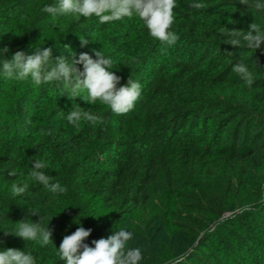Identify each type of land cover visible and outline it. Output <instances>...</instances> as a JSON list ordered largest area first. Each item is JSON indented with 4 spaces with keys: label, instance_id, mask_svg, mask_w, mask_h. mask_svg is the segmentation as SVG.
<instances>
[{
    "label": "trees",
    "instance_id": "trees-1",
    "mask_svg": "<svg viewBox=\"0 0 264 264\" xmlns=\"http://www.w3.org/2000/svg\"><path fill=\"white\" fill-rule=\"evenodd\" d=\"M256 2L176 0L170 30L179 39L168 46L135 15L101 24L42 11L58 0H0V49L8 48L0 66L17 51L51 48L54 61L95 59L99 50L121 77L117 87L129 77L141 84L134 109L116 115L84 101L86 90L70 98L61 82L35 86L0 67V251L65 264L59 246L78 227L92 230L90 247L124 229L132 233L126 248L142 252L139 264H264V43L235 48L220 33L253 22L264 31ZM237 62L253 73L251 88L232 71ZM77 106L105 123L70 124ZM36 159L65 193L28 178ZM14 183L28 190L14 198ZM22 220L49 226L52 242L5 235Z\"/></svg>",
    "mask_w": 264,
    "mask_h": 264
},
{
    "label": "clouds",
    "instance_id": "clouds-1",
    "mask_svg": "<svg viewBox=\"0 0 264 264\" xmlns=\"http://www.w3.org/2000/svg\"><path fill=\"white\" fill-rule=\"evenodd\" d=\"M248 3L249 0H240V4ZM175 7L176 0H58L56 5H45L42 11L53 17L71 15L77 21L81 17L87 19L95 16L101 24L135 15L144 22L154 39L172 46L179 39V36L170 30L175 19L173 12ZM190 7L200 10L208 6L204 3H192ZM254 7L257 10H264V3L257 0ZM220 33L226 37L224 43L235 48L247 47L256 51L264 43V31L254 22L249 25L246 32L222 27ZM80 40L82 46L88 44L85 38ZM7 51V47L0 49V56ZM94 53L95 59L88 53H81L78 58L75 54H72L71 59L61 55L53 61L51 48H38L32 54L17 51L11 59H3L0 67L7 79L30 78L35 86L54 81L61 82L70 98L80 96L81 90H86L87 95L82 98L88 104H96L99 101L116 115L127 114L134 109L141 96V84L129 77L126 84L117 87L121 77L108 70L113 68L112 60L99 50H94ZM231 55L232 53H228V56ZM77 65H82L83 70ZM232 71L251 88L254 83L253 73L244 63H235ZM66 119L77 127L80 121L90 122L93 126L105 123L102 116L83 110L79 106L71 110ZM47 167L45 161L34 160L28 178L43 185L51 193H65L66 187L59 182H51L52 178L45 174L44 170ZM9 175L15 176L17 173L11 170ZM28 187V183L12 184L13 197L24 194ZM36 215H39V212L33 210L31 216ZM91 231L78 227L74 233L63 238L58 250L60 259L65 261V264H139L142 260L139 248H126L127 242L132 238L131 232L121 229L107 238L92 241L94 247H90L84 240L90 236ZM4 232L5 235H15L25 242L37 241L41 246H47L52 242V230L49 226L42 227L40 220L37 223L22 220L18 222L14 232ZM0 264H36V261L31 253L9 248L0 251Z\"/></svg>",
    "mask_w": 264,
    "mask_h": 264
}]
</instances>
